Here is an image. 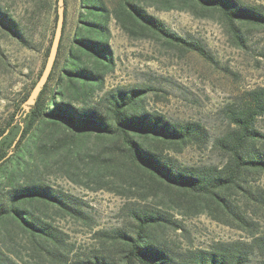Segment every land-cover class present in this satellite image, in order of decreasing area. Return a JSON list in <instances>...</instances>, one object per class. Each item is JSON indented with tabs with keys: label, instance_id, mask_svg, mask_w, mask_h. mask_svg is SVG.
<instances>
[{
	"label": "trees",
	"instance_id": "16d2710c",
	"mask_svg": "<svg viewBox=\"0 0 264 264\" xmlns=\"http://www.w3.org/2000/svg\"><path fill=\"white\" fill-rule=\"evenodd\" d=\"M159 1L164 9L191 6L200 12L217 10L231 24L264 27V11L239 0H179L183 3L179 5L174 0ZM80 3L67 55L59 66L61 37L53 68L35 104L23 115L21 104L29 90L17 106L19 121L12 118L0 130V225L29 234L50 261H66L72 251L68 234L47 220L48 211L84 217L86 202L39 179L19 178L24 164L20 145L25 137L32 141L37 136L32 132L37 131V124L49 123L71 141L87 136L106 139L109 151L95 176L107 170L139 191L142 201L127 209L128 226L113 231L108 235L109 243L101 240V249L78 258L75 264H247L248 245L240 241L179 251L165 242L161 232L171 225L178 226L174 213L185 216L205 212L222 223H229L233 217L245 223L248 215L242 213V205L262 201L264 191H255L249 176L264 172V147L257 144L260 133L254 127L256 117L264 113V94L253 92L243 107L231 112L232 128L215 141L227 155L222 166L179 163L164 150L179 151L188 143L206 139L202 125L171 122L146 110L145 92L137 87L116 89L93 102V93L112 70L107 24L112 18L129 37H156L168 45L197 51L208 60H212L211 55L199 42L169 30L138 0ZM0 26L19 36L16 23L2 10ZM64 30L65 18L62 36ZM52 79L54 83L49 85ZM73 155L79 158L81 150L75 149ZM233 196L240 201L237 206L232 203ZM252 240L264 254V235ZM0 264L19 263L0 252Z\"/></svg>",
	"mask_w": 264,
	"mask_h": 264
},
{
	"label": "rangeland",
	"instance_id": "374dc122",
	"mask_svg": "<svg viewBox=\"0 0 264 264\" xmlns=\"http://www.w3.org/2000/svg\"><path fill=\"white\" fill-rule=\"evenodd\" d=\"M104 1L110 4L111 0ZM138 1L169 30L199 42L212 60L156 37H129L111 18L106 40L112 70L93 93V102L116 89L141 88L146 110L171 122H196L205 129L206 139L188 143L179 151L165 149V155L184 165L222 166L227 155L215 141L232 128L231 112L243 107L253 92L264 94V27L231 24L217 10L200 12L191 6L164 9L159 0ZM239 1L264 11V0ZM54 6L57 0H0V10L14 20L19 35L0 26V130L12 118L19 121L17 106L43 69L55 29ZM65 9L59 66L67 55L80 0H65ZM53 83L54 79L49 85ZM254 127L260 133L257 144L264 147V113L256 117ZM37 128L32 131L37 136L32 141L25 137L20 145L19 153L24 156L20 180L39 179L83 199L84 217L48 211L47 220L63 229L72 245L66 261H50L29 234L8 225H0V252L19 264H75L78 258L101 249L103 240L109 243L113 231L128 226L127 209L142 202L140 192L105 169L95 176L109 151L106 139L87 136L71 141L49 123H39ZM77 148L81 150L79 158L73 155ZM249 183L255 191L263 192L264 172L251 173ZM262 196V201L242 205L246 210L242 213L248 215L245 223L234 217L222 223L205 212L185 216L173 212L178 226L164 228L161 236L179 251L240 241L248 245L247 264H264V254L252 242L255 236L264 235ZM232 203L237 206L240 201L233 196Z\"/></svg>",
	"mask_w": 264,
	"mask_h": 264
},
{
	"label": "water",
	"instance_id": "95a60500",
	"mask_svg": "<svg viewBox=\"0 0 264 264\" xmlns=\"http://www.w3.org/2000/svg\"><path fill=\"white\" fill-rule=\"evenodd\" d=\"M64 10H65L64 0H57L56 23H55L53 37L49 46L48 54L38 79L32 86L27 98L21 104L23 115L29 112L31 107L35 104V101L39 93L41 92L44 84L46 83L49 74L53 68L55 58L57 56L60 40L62 37L63 24L65 18Z\"/></svg>",
	"mask_w": 264,
	"mask_h": 264
}]
</instances>
